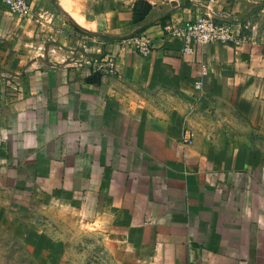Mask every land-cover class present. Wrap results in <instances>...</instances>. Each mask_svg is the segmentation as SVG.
I'll return each instance as SVG.
<instances>
[{
  "label": "crops",
  "instance_id": "obj_1",
  "mask_svg": "<svg viewBox=\"0 0 264 264\" xmlns=\"http://www.w3.org/2000/svg\"><path fill=\"white\" fill-rule=\"evenodd\" d=\"M29 2V18L0 2V213L39 203L118 264H264V6ZM207 16L263 40L184 53L162 37ZM140 33L149 55L119 53ZM96 50L118 54L114 76L70 65Z\"/></svg>",
  "mask_w": 264,
  "mask_h": 264
},
{
  "label": "rangeland",
  "instance_id": "obj_2",
  "mask_svg": "<svg viewBox=\"0 0 264 264\" xmlns=\"http://www.w3.org/2000/svg\"><path fill=\"white\" fill-rule=\"evenodd\" d=\"M150 1H175L182 5H211L224 9L232 1L261 4L264 0ZM39 207V203L21 201L20 210L0 213V264H118L104 251L100 237L78 234L74 226L64 224L62 213L44 214Z\"/></svg>",
  "mask_w": 264,
  "mask_h": 264
},
{
  "label": "built area",
  "instance_id": "obj_3",
  "mask_svg": "<svg viewBox=\"0 0 264 264\" xmlns=\"http://www.w3.org/2000/svg\"><path fill=\"white\" fill-rule=\"evenodd\" d=\"M7 11L18 18H29L31 15V4L29 0H0ZM247 34L237 35L231 25L227 22L217 20L213 17H202L193 21H188L180 27H173L166 24L162 27V37L178 39L182 43V52L192 53L195 46L223 44L239 46L244 43L256 45L262 41V33L257 25H248L245 27ZM119 53L127 50L132 51L138 56H147L153 50L152 39L143 33L123 38L118 42ZM70 65L81 71L95 76H114L117 72L116 59L118 54H103L101 50L94 53L82 51H71ZM205 70H201L200 75L204 76ZM196 90L201 87V81L194 84ZM194 133L186 131L183 137V143L191 145L193 143Z\"/></svg>",
  "mask_w": 264,
  "mask_h": 264
},
{
  "label": "trees",
  "instance_id": "obj_4",
  "mask_svg": "<svg viewBox=\"0 0 264 264\" xmlns=\"http://www.w3.org/2000/svg\"><path fill=\"white\" fill-rule=\"evenodd\" d=\"M262 6H264V1L260 4V7ZM71 23L73 24L76 31L81 32V33H87L84 29L80 28L78 24L74 23L73 21H71Z\"/></svg>",
  "mask_w": 264,
  "mask_h": 264
}]
</instances>
